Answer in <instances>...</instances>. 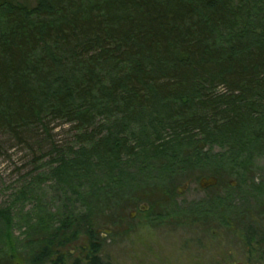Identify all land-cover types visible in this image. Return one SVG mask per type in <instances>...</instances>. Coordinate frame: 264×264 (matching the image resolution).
Segmentation results:
<instances>
[{
    "label": "trees",
    "instance_id": "obj_1",
    "mask_svg": "<svg viewBox=\"0 0 264 264\" xmlns=\"http://www.w3.org/2000/svg\"><path fill=\"white\" fill-rule=\"evenodd\" d=\"M0 136L48 157L0 209V264H62L141 203L164 221L196 171L237 177L212 208L243 221L264 207V0H0Z\"/></svg>",
    "mask_w": 264,
    "mask_h": 264
},
{
    "label": "rangeland",
    "instance_id": "obj_2",
    "mask_svg": "<svg viewBox=\"0 0 264 264\" xmlns=\"http://www.w3.org/2000/svg\"><path fill=\"white\" fill-rule=\"evenodd\" d=\"M50 129L52 131L51 140L56 145L64 147L72 143V134L69 132V126L54 122L50 125ZM219 152L221 150L218 147L213 149V153ZM38 157V154L33 156L25 147L18 146L7 137L0 136V209L6 208L13 201L15 193L25 186L30 178H35L39 173L46 170V167L43 166L48 163V157L42 160H38L40 159ZM261 170H264V160L257 162L255 165L254 171L256 173ZM193 173L191 176L181 180L185 183L190 181L186 183V187V184H181L176 187V191L177 193L179 191V193L173 202L177 205V208H172L174 209L172 211L169 209L170 212H167L170 213L167 214L168 219L154 221L148 227L131 229L125 244H123L126 249H132L136 256H143L145 258L144 260L155 264H165L167 262L193 264L196 261L197 255H200L203 261L207 262L214 256V252L222 248L235 246L233 243V235L239 232L249 231L250 228L264 230V214L259 215L260 211L264 212V207L262 208V206H253L246 215L247 217L241 222L232 223L231 228L225 229L219 226V220L222 218L213 212V204L221 200L224 203L240 202L238 195H234V191L229 189V186L233 187V189L238 186L237 177L222 174L215 186L202 189L199 186L202 175L197 171ZM205 176L208 177L209 175L207 174ZM50 185V183H47L44 185L41 184L39 187H34V191L41 194L42 200L45 202H50L52 199ZM143 205L147 206L145 203L139 204V206ZM30 208V205H26L21 214L14 216V229L12 234L16 242L23 241L25 232L21 228V221L27 216L26 212ZM137 208L127 210L126 214L133 213ZM50 209L54 211L52 206ZM202 212L205 214L202 215ZM119 216L113 212L111 219ZM230 217L233 218L235 216L232 214ZM107 218L109 219L110 216ZM197 220H201L203 224L216 225L215 228H212L216 233L208 234L209 232H205V230L201 232L197 229L195 230L194 223ZM103 222L105 226L102 229H113V224L107 221ZM210 235H213V239L210 238ZM77 243L75 247L67 249V252L73 251L74 256L78 255L80 252L79 248L85 245L86 242L84 238H79ZM113 245V243L106 244L108 251H114L111 249ZM196 245L205 246V251H199L200 254L197 253L196 255ZM18 249L22 251L21 249H24V247L20 246ZM74 256L71 258L67 255L64 261L67 264L72 263Z\"/></svg>",
    "mask_w": 264,
    "mask_h": 264
},
{
    "label": "flooded vegetation",
    "instance_id": "obj_3",
    "mask_svg": "<svg viewBox=\"0 0 264 264\" xmlns=\"http://www.w3.org/2000/svg\"><path fill=\"white\" fill-rule=\"evenodd\" d=\"M131 210V209H130ZM133 210V209H132ZM149 210L146 205L139 206L133 211V213L127 215L123 214L116 218L111 223L113 229H97L95 235L91 237H85L86 245L81 246L83 252H79L78 255L73 254V251L69 252L68 256L73 258V262L69 264H155L144 260L143 256H136L132 249L125 248L123 244L126 242L128 233L131 229H136L145 226H151L154 222V218L158 215H152L145 213ZM159 217V216H158ZM182 217V216H181ZM168 216H165V220ZM195 230L209 232L215 234L216 231L212 230L216 225L203 224L201 220H197L194 223ZM222 228H231L229 225H220ZM205 228V229H204ZM217 230V229H216ZM213 239V235H210ZM113 243V252L108 251L106 244ZM201 243V241H199ZM233 243L235 246L229 248H220L214 252V256L209 261H203L200 252L205 251L206 247L202 245H196V261L193 264H264V230H249L246 232H239L233 235ZM123 245V246H122ZM128 250V251H127ZM200 251V252H199ZM211 252V251H210ZM126 254V255H125ZM58 255L52 257L50 262L44 264H54V260ZM67 255L64 257L66 260ZM4 264H43L41 262H4ZM62 264H67L64 261ZM157 264V263H156ZM165 264H178L174 262H167Z\"/></svg>",
    "mask_w": 264,
    "mask_h": 264
},
{
    "label": "water",
    "instance_id": "obj_4",
    "mask_svg": "<svg viewBox=\"0 0 264 264\" xmlns=\"http://www.w3.org/2000/svg\"><path fill=\"white\" fill-rule=\"evenodd\" d=\"M217 184V179L213 178V177H209V178H202L199 182V186L202 189H206L208 187H212L215 186ZM187 186V184L185 185V187ZM179 193V191H178Z\"/></svg>",
    "mask_w": 264,
    "mask_h": 264
}]
</instances>
